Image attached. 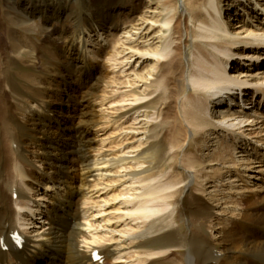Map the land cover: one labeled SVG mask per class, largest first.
<instances>
[{
  "label": "bare ground",
  "instance_id": "6f19581e",
  "mask_svg": "<svg viewBox=\"0 0 264 264\" xmlns=\"http://www.w3.org/2000/svg\"><path fill=\"white\" fill-rule=\"evenodd\" d=\"M129 1L127 9L102 15L99 20H82L66 37L54 75L46 69L38 85V78L28 74L19 83L14 72L27 62L37 65L38 46L28 33L42 28L36 18L45 24L54 20L64 23L67 11L55 13L43 1H24L22 11L17 10V3L8 6L13 10L7 13L8 21L21 22L23 34L9 49L1 37L10 32L0 26V264H99L93 259L94 251L106 262L122 264V253L116 249L122 246L112 245L117 233L128 248L137 245L161 250L143 253L139 264H264V193L260 190L237 201L243 209L238 219L227 220V233L233 232L236 224L243 236L232 245L223 244L220 252L206 233L195 234L190 226L182 233L175 216L181 212L190 225L214 215L213 206L200 195L181 196L184 189H190L195 177L192 171L210 162L186 153L190 135L197 140L206 136V147L219 138V132L224 138L231 135L237 146L231 144L228 155L236 165L245 156L238 149L252 146L246 132L254 131L264 117V0H150L147 8L151 11L142 14V0ZM152 1L157 2L153 10ZM123 11H128L130 20L128 29L120 30L116 20ZM112 30L122 33V45L113 55L103 50L110 43ZM61 33L63 38L69 32L61 29ZM108 55L107 61L103 59L106 64L123 55L121 64L134 66L136 75L127 82L121 99L113 103L120 104L113 117L97 109L106 105V100L98 102L104 81L98 70L99 59ZM188 57L187 67H183V59ZM144 63L156 74L148 69L137 74ZM69 68L71 80L63 82L69 93L61 90L66 96H60L64 102L57 106L51 102L47 84L49 88L54 83L58 86V79H63ZM93 79L85 97L73 96ZM131 120L135 122L123 127ZM108 124L121 128V146L132 139L131 145L115 154L105 152L107 139L98 140L97 133ZM258 134L263 135L264 130ZM259 143L254 151L264 157ZM256 152L250 158L255 159ZM181 154L185 177L173 171ZM213 154L211 151L210 157ZM250 164L255 163L240 165L245 171L239 177L248 178ZM207 166L211 169L213 165ZM202 172L198 179L203 178ZM226 177L221 186L230 189L237 181L234 175ZM102 180L127 185L125 192L113 199H123L122 218L137 222L134 235L112 228V216L100 220L106 209L91 201L93 195L111 189ZM100 186L103 189H97ZM34 196L47 198L48 204L41 209L42 202L33 201ZM177 200L178 209L174 205ZM104 203L108 207V202ZM17 233L24 239L22 247L15 243ZM193 242L196 250L190 249ZM178 250L186 251V261L171 256Z\"/></svg>",
  "mask_w": 264,
  "mask_h": 264
},
{
  "label": "rangeland",
  "instance_id": "374dc122",
  "mask_svg": "<svg viewBox=\"0 0 264 264\" xmlns=\"http://www.w3.org/2000/svg\"><path fill=\"white\" fill-rule=\"evenodd\" d=\"M2 1H3L2 2L3 7H1L2 10L0 9V12L2 13V14H0V26L3 27V30L5 32H10V33H9L8 37H5L6 35L4 33L1 38H2V40H4V43H6V45L8 46L9 49H11L12 45L19 43L18 38L20 37L22 39L21 34H23V31L21 30V27H22L21 22L19 23V21H18V23L17 22L15 24L13 23L15 25L14 26L12 23H10L8 21V16H7L8 11L13 12V10H11L8 7L9 5L12 4L11 7H13L14 5L15 6L18 5L17 10L22 11L23 9H25V6L23 7L22 5H24V3L26 1H30L31 3H33L34 1H43V2H45V4H49V6L52 8L51 11H53L55 13L61 14V12L64 13L67 11L66 15H65L66 18L63 20L64 23L54 20V21H50V22L45 24L42 19L36 18L35 21L39 24L40 27L43 28V30H41L42 28H39L37 32L33 31V32L28 33V36H29L28 38L30 39V41L33 40L32 42L36 43L38 46L37 47L38 50L36 49V51L38 53L35 52V55L36 56L38 55L37 56L38 60L35 61V62H37V65L33 66V65H31V63L28 64L29 62H27V63L22 64V65H26V66L19 65L18 67H16L14 69V72L17 73L16 76H17V81L19 83L21 82L20 79L27 76V74L29 76L34 75V77L38 78V80H36V82H35V84H37V85L41 81V78L43 76H45V73L47 72V70H48V72L50 70L49 73L54 75V73H55L54 68L57 67V61L61 60V59L57 60V58H58V56H62V53L60 51H61V48L65 44L66 37L70 36V34L75 31L76 27L79 24L83 23L82 20H84L86 18H88L89 20L91 18L99 20V18L102 15H107L110 13L114 14L115 10L119 11L122 9H127V6H129L131 4V3H129L130 2L129 0H78V1L77 0H16V1L2 0ZM52 1H56V3L54 4V3H52ZM149 1L150 0H142L143 5H142V9L140 10L141 11L140 14H142L143 11H145V12L151 11V9L149 10V8H147ZM16 3H17V5H16ZM156 6H157V2L152 1L151 2V7H153L152 10ZM7 9H9V10H7ZM121 12L122 11H120V13ZM126 12L128 13V11H125V12L123 11L122 15L119 16V19L116 20V23L119 25L120 30H124V28L128 29L126 27H128V22L130 19L127 17ZM116 13H118V12H116ZM6 28H10V29L5 30ZM44 29H46V30H44ZM61 29H65L66 31L69 32V33H66L65 35L63 34L64 35L63 38L61 37L62 36ZM111 34L113 36H111ZM111 34L109 36L110 37L109 38L110 43L108 45H106L105 47H103V50H106V53H110L113 55L114 53H116L117 48L121 47V45H122V41H121L122 38L120 37L122 33L119 31L117 32V31L112 30ZM106 35H109V34H106ZM54 48L57 50H55ZM108 57H109V55L105 56L104 58L101 57L99 59V62L101 65L99 67L98 73H100L102 76H104V81L101 84V87H100L99 92H98V95L100 96V99H98V102H101L102 100H106V102H105L106 105L103 106L104 108L102 106H100L97 109H99L100 112H102V113L106 112L105 113L106 115H108L109 113L111 115L114 114V115H112V117H113V116H116L115 114H117L115 109L120 108V104L115 103V105H114L113 103L115 101L117 102L121 99L122 93L124 91H126L125 87H126L127 82L130 81L129 79L136 78V75H135V72L133 71L134 66H132V68H131V66H124L125 64H123V65L121 64V62L123 60V55L119 56L118 58L115 57L114 59L116 61L112 60L111 62H108L107 63L108 65H107L105 63V61H107ZM188 60H189V57L186 59H183V62H182L183 67H184V65L185 66L187 65ZM27 64L29 65V67H27L28 66ZM112 64H115V65H112ZM142 65H143L142 69H140L138 67L139 69L136 72L137 74H141V73L145 74L146 73L145 69L150 70L149 72L151 74H156V72L154 70H152L150 68V66H148V64L144 63ZM69 70H70V72H69ZM69 70L65 71V73H64L65 77L63 79L62 78L58 79V82H59L58 86H57V83H54V84H52L51 88H49L50 86L47 84V88L50 89L49 93L51 92L50 93L51 102L56 104L57 106L61 105V102H64V100H61L60 96H66V93L63 94L61 92V90L67 91V89L69 88V86H63L64 79L68 80L69 82L71 80L69 78V75L71 74V68H69ZM19 77H21V78H19ZM93 81H94V79L92 81H90V83H87V87H83L82 89H80L81 93L75 95V93L73 92L74 93L73 96L79 97L81 95L80 97H85L87 95V92L89 91L88 87L91 83H93ZM27 82H30L28 78H27ZM73 82H74V80H73ZM45 84L46 83H44V86H45ZM51 89H53V90H51ZM67 92L69 93V91H67ZM57 93H59V94H57ZM243 96L241 98H243ZM258 97L259 96H257L254 99V101H256ZM251 98H252V96L248 95V100L249 99L251 100ZM59 99H60V101H59ZM70 100L71 99L68 98L67 102L72 106L73 104H72V102H70ZM241 102H242V100H241ZM111 104H113V105H111ZM110 107H112V108H110ZM236 107H237V104H236ZM260 110H261V108L259 109V111ZM263 111H260V112H263ZM60 112L62 113V110ZM65 115H67V113ZM102 120H104L103 122H106L107 118L104 116ZM133 122H135V121L131 120L128 123V126L124 125L123 127H129V125H131V123H133ZM260 122H261L260 125H258L254 131H251L249 129L248 132H246L247 134H250L248 139L252 142V146H250V147L248 146V148L246 146H244V148L238 149V151H244L243 153L245 154L244 158L241 161L242 163L240 161H238V163H236V165H235V163L233 161H231L232 160L231 157L228 155L230 152L229 150H230L231 144H232V146L234 145V147H235V146H237V141H234V139H233V137H231V135L228 136L227 138H224V134L221 132H219L217 135V137H219V138L218 139L216 138L215 140H213L209 145H207V147L204 145V139L206 141V138H205L206 136L202 135V137L199 138V140H197V139H195V137L193 135H190L189 145L185 148L187 154L193 153L194 155H196L199 158L200 157L204 158V161L205 160L207 161V159H209L210 162H205L204 164H201L203 166L198 165V167L195 169L197 171H195V170L192 171V175H194L195 177H193V180L191 181L190 189L189 190L184 189L181 193V196L183 197L186 193L187 194L194 193V194L200 195L208 203H210L213 206L214 215H212L208 221H203V220L202 221H194V222H190V225H189L188 224V218L186 216H183L181 214V212H178V213L176 212V214H175L176 226H179V230L182 233H186L189 230L188 229L189 226L192 229L193 233H195V234H197V233H199V234L204 233L205 234L206 233V235H208L210 237V239L213 241L214 246H216L215 250L217 252H220V250L223 248V244L232 245L233 243H235L238 239H240L243 236V233H242L243 230L239 229V227H237L236 224L233 225L234 231L227 233L228 229L230 228L229 225H227V220L229 218L232 220H235L236 218L238 219L239 218L238 215L241 212V210L243 209L242 205L237 203V201L240 199V197L245 196V195L247 196L248 194H251V193L255 194L259 190H260V192H262V194L264 193V178H263L264 177V157H261L260 151H257V152L254 151L255 146L258 145L257 144L258 142H260L259 145L262 147V149L261 148L260 149L264 150V134L263 135H261V134L257 135V133L259 132L260 129L264 130V117H263V119H260ZM136 123L139 126V121H137ZM108 125H110V124H108ZM108 125H105L106 128L104 131L97 133L98 140L107 139L106 144H104L105 145L104 146L105 152L108 151V153L115 154V153H117L118 150H120L121 147L128 146L127 144L131 145L130 142L132 143V141H133L132 139L128 140L127 142L126 141L123 142L122 146H121L120 141L122 140V138L124 136L122 131H121V128L119 127V125H116V127L112 126V125H110V126H108ZM97 131H98V129H97ZM251 132H253V133H251ZM212 137L213 136H211V138ZM209 139L210 138L208 137V140ZM211 145H214V146L210 147ZM98 148H99V146H98ZM245 148H247L248 151H250V152H247V150ZM206 149H208V150H206ZM211 151L214 153L212 157H210V155H209V153ZM255 152L259 153L255 156V159L250 158L251 153L255 154ZM225 155L227 158L226 157H225L226 159L224 157L222 158V156H225ZM179 158H178V160L176 159L174 164H173V166H174L173 171H174L175 175L180 174V175H184V177H185V175H187V171H186L185 166L182 162V160L184 159L182 154L179 156ZM252 159L254 160V162ZM245 162H246V164H245ZM249 163H255V164H253V165L250 164L251 166L249 165L250 166L248 168L249 172L247 173L248 178H246V180H245V179H242L241 177H239V175L242 173V171H245L244 170L245 166L240 167V165H247ZM205 164H207V165L211 164L213 166H211L212 168L209 169L210 166H207ZM37 166L40 167V164H38ZM199 167L200 168L203 167V168L200 169ZM198 170L199 171L203 170V172L202 171L199 172ZM229 170H231V173H227ZM218 171L220 173L216 174V172H218ZM201 172L204 174L203 178L198 179L196 176L201 174ZM220 174H222V176ZM230 175H234L237 182L234 184H231L230 186L231 187L233 186V187L230 189L228 188L229 186L225 187L226 185L222 187L221 186V184H222L221 180L226 179L227 178L226 176H230ZM220 176H221V178H220ZM216 178H217V180H216ZM109 180H111V181H109ZM108 181L112 182V179H108ZM108 181L102 180V183L104 185H111V187H110L111 189L105 190V191L102 190L100 193L93 195L91 202H93L94 204L99 202L104 207V208L102 207L103 210L106 209L105 214L102 215V218L100 220L106 219L109 217L111 219V216H112L111 220H113L114 222L116 221L115 223L113 221H111L112 228H116L117 231H122V232L127 231L125 233H128L130 235H134V232L136 233V231H138L136 228V225H135L137 222H132L131 219L122 218L123 213L121 210L123 209V205L121 203L123 202V199L120 198L117 201H114V199H113L114 196L118 195V193L120 194V192H122V191L124 193L126 190L125 187H127V185H124V187H123V186H120L119 183H117V184L111 183L110 184ZM210 181H212V183H210V185L209 184L207 185L206 183L210 182ZM200 184H204V186L202 187ZM260 186H262V187H260ZM97 189H99V190L103 189V186H100ZM39 192L41 193V191L38 189V193ZM32 194L37 195L34 192ZM40 198L41 197H37V196H34V198L32 197L33 201L40 200L42 202L41 209H43L45 207V205L48 204V200H47V198H45L44 200H42ZM120 200H122V202ZM105 201H107L108 203L110 202L109 203L110 205H108V203H107L108 207H106L104 205ZM174 205L176 206L177 209L180 208V204H179L178 200L176 202H174ZM83 207L85 209H88V207H90V206L87 205V208H86V206L83 205ZM107 208L108 209L110 208L109 210L111 212ZM41 209H40V212H37V214L41 213ZM95 210L96 209H94V211ZM97 210H99V209H97ZM118 210H120V211H118ZM118 216H120L119 218H122V219L119 220ZM36 221L40 222L38 220H36ZM36 221H34V222H36ZM80 222H83V221L80 220ZM102 224L105 225V223H102ZM31 230H33V229H31ZM220 232H221V234H220ZM114 235L116 237L114 238L115 240L112 241L113 247L116 248V246H118V244L120 246H122V248H120V247L116 248L117 250L119 249L118 251H120V253H122V256H123L122 264H133V263L139 264L138 259L141 258L139 256L145 257V255L144 256L142 255L143 253H153V252L155 253V252L161 251L159 249L154 250V249H152L151 246H148V248L147 247L141 248L139 246L136 247L137 246L136 245L132 248H128V245L123 243L122 238H124V237L122 235H120L119 233L114 234ZM120 236H122V237H120ZM119 238H121V239H119ZM214 241H216V242H214ZM191 247H194V249ZM145 249H147L148 251ZM150 249L153 251H151ZM190 249L196 250L195 246H194V242L191 243ZM171 256L174 257L175 259L178 258V260L184 259L186 261L188 259V255L186 254V251H184V250L175 251L174 253H172ZM221 258H223V256H221ZM111 263L112 262H106V260H105V262H102L99 264H111Z\"/></svg>",
  "mask_w": 264,
  "mask_h": 264
}]
</instances>
